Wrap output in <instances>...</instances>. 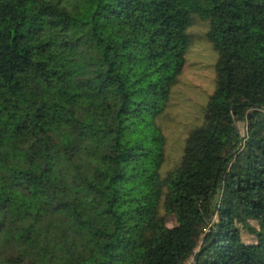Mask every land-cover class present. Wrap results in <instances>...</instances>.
<instances>
[{"label": "trees", "instance_id": "trees-1", "mask_svg": "<svg viewBox=\"0 0 264 264\" xmlns=\"http://www.w3.org/2000/svg\"><path fill=\"white\" fill-rule=\"evenodd\" d=\"M194 17L217 85L164 176ZM191 260L264 264V0H0V264Z\"/></svg>", "mask_w": 264, "mask_h": 264}, {"label": "rangeland", "instance_id": "rangeland-1", "mask_svg": "<svg viewBox=\"0 0 264 264\" xmlns=\"http://www.w3.org/2000/svg\"><path fill=\"white\" fill-rule=\"evenodd\" d=\"M209 29V22L194 17L189 29L192 44L186 55L183 73L172 90L168 107L157 119L167 142L166 160L161 169L164 176L180 165L185 142L193 130L203 125L205 110L216 90L219 55L207 38ZM239 128L245 135L246 125L241 123ZM250 224L258 229L257 222L251 221ZM168 225L175 226V219L170 218ZM242 237L247 244L257 243V238L247 229L242 228ZM188 264H193V260Z\"/></svg>", "mask_w": 264, "mask_h": 264}]
</instances>
